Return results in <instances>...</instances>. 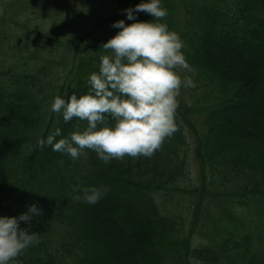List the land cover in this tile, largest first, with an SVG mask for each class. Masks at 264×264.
<instances>
[{
  "label": "trees",
  "instance_id": "16d2710c",
  "mask_svg": "<svg viewBox=\"0 0 264 264\" xmlns=\"http://www.w3.org/2000/svg\"><path fill=\"white\" fill-rule=\"evenodd\" d=\"M140 2L80 0L54 15L43 0H0V215L42 210L20 224L41 236L20 264H264V0H162L159 22L189 65L176 71L193 84L151 157L73 160L37 145L87 127L51 104L88 93L120 31L109 24L133 23L123 10ZM75 185L109 191L89 204Z\"/></svg>",
  "mask_w": 264,
  "mask_h": 264
},
{
  "label": "clouds",
  "instance_id": "9594fccd",
  "mask_svg": "<svg viewBox=\"0 0 264 264\" xmlns=\"http://www.w3.org/2000/svg\"><path fill=\"white\" fill-rule=\"evenodd\" d=\"M123 11L134 22H113L112 27L120 31L102 45L112 54L101 56L98 73L88 78V93L78 96L74 92L67 101L56 96L51 104V111L62 112L65 122L76 117L86 120L87 127L58 140L61 129L56 128L46 138H38L40 148L49 145L73 160L90 149L108 163L125 155L151 157L176 131L177 97L182 86L193 84L176 71L177 67L189 68L181 51L183 41L166 23L159 22L167 16L162 0H141ZM140 12L153 19L137 20ZM109 116L114 124L107 123ZM73 191L77 193L73 199L95 204L109 188L75 185ZM41 211L32 204L19 216L0 215V264H20L23 252L39 243L40 234L20 224H30Z\"/></svg>",
  "mask_w": 264,
  "mask_h": 264
},
{
  "label": "rangeland",
  "instance_id": "374dc122",
  "mask_svg": "<svg viewBox=\"0 0 264 264\" xmlns=\"http://www.w3.org/2000/svg\"><path fill=\"white\" fill-rule=\"evenodd\" d=\"M5 2H7L8 0H3ZM47 5H50L51 9L50 11H54V15L57 13V9H59V12L65 11V10H72L75 9L76 7L79 6L80 4V0H55V2H53V0H43ZM108 6H110V3H106L105 4V8H106V13H108V16H112L115 12V7L112 8H108ZM55 18H59V17H55ZM62 19V18H59ZM51 21H56L54 18L51 19ZM113 22L109 24L110 28L112 27ZM114 28V27H112ZM177 69H180L179 67H177ZM184 87V86H183ZM192 157V155H191ZM193 158V157H192ZM191 158V160H192ZM193 162V161H192Z\"/></svg>",
  "mask_w": 264,
  "mask_h": 264
}]
</instances>
